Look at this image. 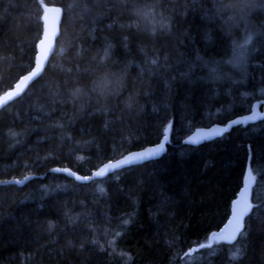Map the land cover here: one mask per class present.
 Returning a JSON list of instances; mask_svg holds the SVG:
<instances>
[{
	"label": "trees",
	"instance_id": "16d2710c",
	"mask_svg": "<svg viewBox=\"0 0 264 264\" xmlns=\"http://www.w3.org/2000/svg\"><path fill=\"white\" fill-rule=\"evenodd\" d=\"M217 2L0 0V95L34 67L46 8L63 9L43 76L0 110V181L35 175L0 184V264H185L197 255L203 262L192 264H264V120L182 145L264 99V37L253 35L264 31V9L246 33L216 15ZM246 35L253 40L238 64ZM103 78L107 95L97 88ZM170 121L160 159L86 184L50 172L90 175L101 161L160 142ZM248 168L255 184L245 235L200 248L227 222Z\"/></svg>",
	"mask_w": 264,
	"mask_h": 264
},
{
	"label": "snow or ice",
	"instance_id": "6c2138e0",
	"mask_svg": "<svg viewBox=\"0 0 264 264\" xmlns=\"http://www.w3.org/2000/svg\"><path fill=\"white\" fill-rule=\"evenodd\" d=\"M71 7V6H70ZM215 13L219 16L223 22L231 28H239L241 26L244 27L245 32L247 33L250 28V16L256 9H264V0H218V2L214 5ZM62 11V10H61ZM226 17V19H224ZM169 21L171 18H168ZM115 25H109L110 28L114 27ZM123 27V26H122ZM164 29L170 28V23H165L161 25ZM253 35H259L264 37V31L257 30L253 33ZM253 35H246L245 43L243 45H237L238 54L236 56V62L238 64H243L244 57H245V48L247 44L252 43ZM125 40L128 37H124ZM112 47L111 44L107 45V48L104 53V57L101 58V63L104 62V59L108 57V50ZM83 49L81 48L78 55H83ZM143 51V50H141ZM153 65L157 64V60L153 59L151 61ZM46 67V65H45ZM70 71V69H69ZM40 76L34 78L31 84H35L41 77ZM109 80L107 78H103L97 88L99 89L100 95H107L109 93ZM31 86V85H30ZM80 89L76 90L75 94L80 93ZM28 89H25V92L20 94V97L27 95ZM18 97V98H20ZM130 109L133 108L134 104L130 99V102L127 105ZM244 122L243 119L232 120L227 126L225 127H217L214 128L213 131L220 133L221 135L224 132H227L230 127L233 125H237ZM63 127V126H61ZM173 128V123L170 121L168 124L163 126V142H157L154 146H139V150L137 151H129L126 155L121 154L119 159H108V162L101 161V164L96 167V170L91 171L90 175H78L76 172L71 171L68 168H53L51 169L52 172L55 173H66L69 176L74 177L77 181H80L83 184L88 183L89 181H94L97 179H104L109 176L110 173H117L119 174L120 171L126 170L132 165L136 164H143L144 162L154 160L158 156H160L164 150L165 143L169 141L170 131ZM12 135H17V133H12ZM206 139H210L211 137H205ZM71 139V137H69ZM187 143H200L199 140H192L191 138L186 141ZM139 144V141H137ZM249 158H252V148L249 145ZM250 175V172H249ZM32 177L25 175L23 180H8V181H0V184L4 185H20L23 184L25 181H28ZM101 191H104L101 189ZM249 189L247 186L243 188L242 191H239L238 196L236 199L231 201L230 205V216L227 218V223L224 225L223 228L220 229L219 233H212L213 237L217 238L218 243H226L232 244L234 243L238 237L245 235V217L249 216L250 212L253 209L252 203H250L248 199ZM128 220H124V224H128ZM49 227H52L51 222H49ZM95 243V241H92ZM69 246L71 247L72 244L69 242ZM83 247V243L81 244ZM200 248L209 247L211 248L212 245H204L200 244ZM242 255V252L239 248L237 251L232 254V259H238Z\"/></svg>",
	"mask_w": 264,
	"mask_h": 264
},
{
	"label": "water",
	"instance_id": "95a60500",
	"mask_svg": "<svg viewBox=\"0 0 264 264\" xmlns=\"http://www.w3.org/2000/svg\"><path fill=\"white\" fill-rule=\"evenodd\" d=\"M62 19H63V9L61 7L49 6L46 8L45 14L43 17V35H42V38H41L39 45H38V50H37V54L35 57L34 67L28 73L23 75L16 82V84L14 85V87L12 89H10L9 91H6L0 95V110H2L6 106H8L12 102H14L15 100L19 99L18 97H20V94L25 92V89H28L30 87V85H32L31 82L34 80V78L40 76L41 73H43L45 71L50 59L52 58V56L55 52L56 42H57V39H58L60 32H61ZM45 65H46V67H45ZM238 119H243L244 122L237 124V125H233L232 127L229 128V130L227 132H224L222 135L218 132L213 131L214 128L225 127L232 120H238ZM263 120H264V99H261V100H258V101L253 103L250 113H248L246 115L235 117L233 119H230L226 123H215V124H212V125L207 126V127H199L197 129H195L190 135H188L186 138H184V140L182 141V145L200 146L205 142H210V141L216 140L217 138L222 137L226 133L230 132L236 126L246 125V124H256V123L261 122ZM171 136H172V130L170 131L169 141L167 143H165V147H164L162 154L154 160L160 159L161 157H163L167 153L168 145L171 144ZM205 137H211V138L206 139ZM190 138L192 140H199L201 142L200 143H187L186 141H188ZM160 142H163V137L161 138ZM154 145H151V146H154ZM134 151H137V150H134ZM150 161H152V160H150ZM147 162H149V161H147ZM144 163H146V162H144ZM136 165H140V164H136ZM136 165H132V166H136ZM132 166H130V167H132ZM54 168H68V167H54ZM51 169H53V168H51ZM51 169H50V172L55 173V172H52ZM68 169H70L71 171H74L71 168H68ZM249 172H250V175H249ZM56 174L66 175L70 179H73L74 181L81 183L80 181H77L74 177L69 176L66 173H56ZM77 174L81 175L79 173H77ZM111 174H113V173H110L109 175H111ZM29 176L32 178L29 179L28 181H25L23 184H20L18 186H23L24 184H26L27 182H29L30 180L35 178V175H29ZM15 179L16 180H23V179H18V178H15ZM11 180H13V179H11ZM97 180H100V179H97ZM90 182H92V181H89L88 183H90ZM254 184H255V177H254L253 173L251 172L250 168H248L246 175L244 177L243 186L240 189V191H242L243 188L245 186H247V188L249 189L248 199H249L250 203H252V191H253ZM252 205H253V203H252ZM247 217H245V220Z\"/></svg>",
	"mask_w": 264,
	"mask_h": 264
},
{
	"label": "rangeland",
	"instance_id": "374dc122",
	"mask_svg": "<svg viewBox=\"0 0 264 264\" xmlns=\"http://www.w3.org/2000/svg\"><path fill=\"white\" fill-rule=\"evenodd\" d=\"M212 242H217V238L212 236V237L210 238V242H209V244H212ZM190 259H191V260H189V258H188V261L185 262V264H192L193 261H194V262H203L204 257H202L201 255H197V256H190Z\"/></svg>",
	"mask_w": 264,
	"mask_h": 264
}]
</instances>
